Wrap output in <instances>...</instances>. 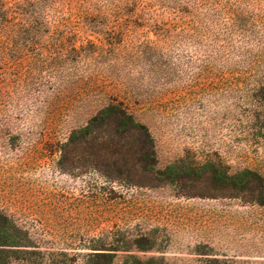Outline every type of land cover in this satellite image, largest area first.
Listing matches in <instances>:
<instances>
[{
    "label": "rangeland",
    "instance_id": "1",
    "mask_svg": "<svg viewBox=\"0 0 264 264\" xmlns=\"http://www.w3.org/2000/svg\"><path fill=\"white\" fill-rule=\"evenodd\" d=\"M262 202L264 0H0L5 264H264Z\"/></svg>",
    "mask_w": 264,
    "mask_h": 264
},
{
    "label": "trees",
    "instance_id": "2",
    "mask_svg": "<svg viewBox=\"0 0 264 264\" xmlns=\"http://www.w3.org/2000/svg\"><path fill=\"white\" fill-rule=\"evenodd\" d=\"M107 115L111 116V123L109 125L104 123V116ZM96 125L97 127H109L112 131V134L116 136L118 143L121 144L119 149L117 148L116 151L112 152L113 149L111 147L110 142L108 141L105 144V147L101 148L94 154V156L97 155L95 157V159L97 160L101 158L103 159V156L110 152L116 156V162L113 165L115 172H117L116 177L121 176L123 174L122 171L127 168L124 164L120 166L117 165L118 162H125L127 156L132 150L130 148H126L127 144H132L134 148L132 154L135 156V159L144 163L140 166L135 165L133 167V170H135L136 168L145 170L153 166L154 161L151 147V138L147 129L143 125L135 122L132 116L128 114L124 109L114 105H111L102 110L101 116L99 115L94 117L85 127L72 132L69 139V145L72 144V141L76 137H80V139L90 137L92 134V130ZM249 176L253 178V181L249 178ZM230 180L237 184H246L249 182H256V180L259 181L261 180V177L254 172L246 170L231 175ZM261 204L264 205V202H262ZM1 218L2 217L0 216V219ZM2 220L5 221L6 219L2 218ZM6 240V226L5 223L2 221L0 222V264H5V261L2 258V254L4 253V251L1 247L6 246Z\"/></svg>",
    "mask_w": 264,
    "mask_h": 264
}]
</instances>
